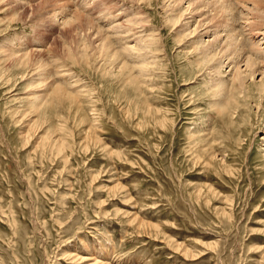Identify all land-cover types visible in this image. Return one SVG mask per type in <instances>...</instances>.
<instances>
[{"label":"rangeland","instance_id":"374dc122","mask_svg":"<svg viewBox=\"0 0 264 264\" xmlns=\"http://www.w3.org/2000/svg\"><path fill=\"white\" fill-rule=\"evenodd\" d=\"M189 7L0 0V264H264V0Z\"/></svg>","mask_w":264,"mask_h":264},{"label":"bare ground","instance_id":"6f19581e","mask_svg":"<svg viewBox=\"0 0 264 264\" xmlns=\"http://www.w3.org/2000/svg\"><path fill=\"white\" fill-rule=\"evenodd\" d=\"M181 1H183V2H186V3H188V5L189 6H191L192 7V4H195V1H196V3L197 2H199V1H201V0H181ZM208 1V0H207ZM210 1V0H209ZM215 1V3H218V2H225V3H227L230 7L232 6V5H236L237 6V3L239 2V1H241V2H245V0H214ZM209 3H211V2H207V3H205V10H206V7H210V4ZM191 7H189L190 9H191ZM188 8V10L189 11H191L190 9ZM241 9H246L247 11H246V13H245V15H244V13H243V15H244V17H242V13L240 14L241 15V17H242V20L241 21H243L244 20V22L245 23H242L243 24V26L241 27L242 28V32L244 33V34H246V36H248L249 37V39L252 41V43H251V45L253 44V47H258V48H260V46L261 45H263L264 43H263V40H264V33H262V31L263 30H259L258 29V22L257 21H259V19H257L254 15H253V12L251 13L247 8H244V7H242ZM187 11V10H186ZM193 11V10H192ZM242 11H245V10H242ZM241 11V12H242ZM238 13V12H237ZM65 14V13H64ZM194 14V13H193ZM233 17H234V23H236V21L238 20V19H240V18H235V14L233 15ZM233 19V18H232ZM263 19V18H262ZM230 20V19H229ZM227 21V20H226ZM199 22V21H198ZM238 22H240L239 20H238ZM200 23V22H199ZM237 24V23H236ZM227 25H229V24H227ZM238 25V24H237ZM241 25V24H240ZM240 27V26H239ZM240 28V29H241ZM141 29V28H140ZM235 30V31H234ZM239 30V29H238ZM231 32H235V33H237V31H236V29H234L233 28V30L231 31ZM230 34V33H228V35H226V39L227 40H225V41H230V42H228V43H230V44H228L227 43V47L228 48H225V44H224V48L226 49L225 50V52L227 51V49H228V51H231L233 48H235V50L238 48L239 49V47H241L242 49H241V51L243 52V58H244V56L247 54L246 53V49H245V43L243 42V39H241L240 38V40L239 39H236V38H233L234 36H236L237 35V37L238 36H240L241 35V32H239L238 31V33L239 34ZM243 34V35H244ZM260 34H262L263 35V38H262V40H260ZM247 37V38H248ZM246 38V39H247ZM233 40V41H232ZM234 43V44H232V43ZM223 46V45H222ZM252 48V47H251ZM254 49V48H253ZM252 50V49H251ZM223 51H224V49H223ZM240 51V50H239ZM261 51V50H260ZM216 52H219V51H216ZM224 52V53H225ZM227 53V52H226ZM251 53H253V52H250V54L249 55H246V57H245V59H242V58H240L239 56L241 55H238V54H236V51L234 52V54H236V55H238L237 56V58H238V61L236 62V63H233L234 64V66H232V68H230L231 69V71L228 73V74H230V78H229V80H228V82H226V83H219L218 85H216V87H218V89H223V88H225V90H226V88H228V87H237V84L241 87L240 89H241V93H245L246 92V89H245V81L248 79H253L254 80V78H255V76L257 75V74H259L261 71H259L258 69H257V66H258V60H256V59H254V57L251 55ZM217 54V53H216ZM215 55V54H214ZM219 55V54H218ZM218 55H216V56H218ZM230 54H228V56H229ZM235 55V56H236ZM253 55H255V54H253ZM233 56V55H232ZM232 56H231V58H232ZM225 57H226V55H225ZM230 58V57H229ZM225 59L226 61H227V63H230V65L232 64V62H233V59ZM211 59L213 60V58L211 57ZM215 59V58H214ZM228 60H229V62H228ZM210 61V60H209ZM226 63V64H227ZM241 63H244V65L243 66H241ZM212 64V63H211ZM222 64V66H223V64H225V61L224 62H222L221 63ZM260 64V63H259ZM230 65H228V66H230ZM227 66V67H228ZM242 67H245V71L242 69ZM216 70V69H215ZM247 73H248V75H247ZM261 76H262V81H261V85H260V88L262 87V88H264V71H263V73H261ZM236 85V86H235ZM259 87V86H258ZM227 91V90H226ZM224 92V91H223ZM75 256V255H74ZM82 261V260H81ZM101 264H103V263H101Z\"/></svg>","mask_w":264,"mask_h":264}]
</instances>
